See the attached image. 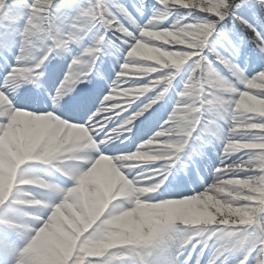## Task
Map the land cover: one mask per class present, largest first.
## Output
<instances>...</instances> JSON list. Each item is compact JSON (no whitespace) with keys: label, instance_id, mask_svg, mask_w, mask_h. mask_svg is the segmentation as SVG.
<instances>
[{"label":"snow or ice","instance_id":"1","mask_svg":"<svg viewBox=\"0 0 264 264\" xmlns=\"http://www.w3.org/2000/svg\"><path fill=\"white\" fill-rule=\"evenodd\" d=\"M0 264H264V0H0Z\"/></svg>","mask_w":264,"mask_h":264},{"label":"rangeland","instance_id":"2","mask_svg":"<svg viewBox=\"0 0 264 264\" xmlns=\"http://www.w3.org/2000/svg\"><path fill=\"white\" fill-rule=\"evenodd\" d=\"M57 2L59 3V0H57ZM152 2H154V0H152ZM214 157H215V153L213 152V153L210 155L209 160H210V161L213 160ZM200 167H201V169H202L200 175L208 176V171H207L206 167H205L203 164H201ZM37 170H38L39 172H41V173H44V171H45L42 167H38ZM54 178H55V177H54ZM193 179H194L197 183L199 182V176H196V177H194ZM197 183H189V184H188V187H189V188H195V187H197ZM209 183H210V180H209Z\"/></svg>","mask_w":264,"mask_h":264},{"label":"clouds","instance_id":"3","mask_svg":"<svg viewBox=\"0 0 264 264\" xmlns=\"http://www.w3.org/2000/svg\"><path fill=\"white\" fill-rule=\"evenodd\" d=\"M165 35H167L166 32L157 34V38H163Z\"/></svg>","mask_w":264,"mask_h":264}]
</instances>
